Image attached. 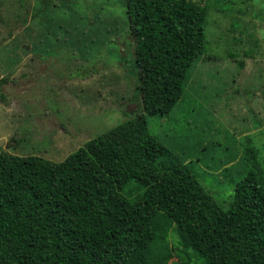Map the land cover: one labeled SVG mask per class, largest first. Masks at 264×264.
<instances>
[{"label":"trees","instance_id":"obj_1","mask_svg":"<svg viewBox=\"0 0 264 264\" xmlns=\"http://www.w3.org/2000/svg\"><path fill=\"white\" fill-rule=\"evenodd\" d=\"M35 2L40 25L59 4ZM208 7L203 0H121L131 39L124 53L134 59L141 107L62 160L0 150V264H264V173L249 137L238 163L245 175L223 208L201 183L196 160L184 163L148 128L151 117L171 113L206 52ZM90 9L92 18L75 21L72 49L92 43L100 14ZM226 49L230 59L240 55ZM203 150L196 159L215 166Z\"/></svg>","mask_w":264,"mask_h":264},{"label":"rangeland","instance_id":"obj_2","mask_svg":"<svg viewBox=\"0 0 264 264\" xmlns=\"http://www.w3.org/2000/svg\"><path fill=\"white\" fill-rule=\"evenodd\" d=\"M90 1L100 14L99 23L91 27L92 43L82 45V51L72 49L75 21L85 14L93 16ZM262 1L253 0L258 5L251 9L241 0H203L209 6L206 52L197 60L171 113L151 117L148 125L184 163L196 160L201 183L223 208L231 199L234 182L245 175L247 168L238 163L248 137L258 150L264 173ZM58 2L41 15L40 25L33 18L35 0H0V79H4L0 83L4 96L0 98V150L54 161L141 107L131 73L134 59L124 53L130 38L119 11L121 0ZM102 43L105 51L114 54L105 56ZM228 45L240 55L228 58ZM245 51L249 53L244 55ZM200 150L211 151L216 165L204 167L196 159ZM168 230L171 241L178 238L171 227Z\"/></svg>","mask_w":264,"mask_h":264}]
</instances>
